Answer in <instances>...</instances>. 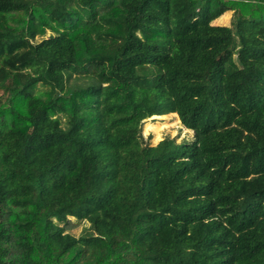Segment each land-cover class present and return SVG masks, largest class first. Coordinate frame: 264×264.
<instances>
[{
    "label": "trees",
    "instance_id": "trees-1",
    "mask_svg": "<svg viewBox=\"0 0 264 264\" xmlns=\"http://www.w3.org/2000/svg\"><path fill=\"white\" fill-rule=\"evenodd\" d=\"M0 264H264V0H0Z\"/></svg>",
    "mask_w": 264,
    "mask_h": 264
},
{
    "label": "rangeland",
    "instance_id": "rangeland-1",
    "mask_svg": "<svg viewBox=\"0 0 264 264\" xmlns=\"http://www.w3.org/2000/svg\"><path fill=\"white\" fill-rule=\"evenodd\" d=\"M225 19H228V15ZM166 133L176 137V140L189 135L188 130L181 126L176 114L152 116L147 118L142 125V134L146 137L149 135L148 142L151 144H155ZM84 227H87V223L80 222L70 232L77 236L83 232Z\"/></svg>",
    "mask_w": 264,
    "mask_h": 264
}]
</instances>
